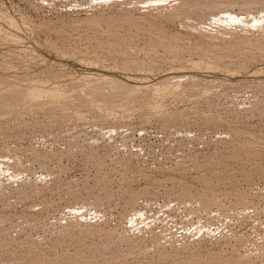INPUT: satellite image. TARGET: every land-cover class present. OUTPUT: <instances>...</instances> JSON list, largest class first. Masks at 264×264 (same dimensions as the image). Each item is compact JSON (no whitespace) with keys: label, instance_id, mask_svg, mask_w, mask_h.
Returning a JSON list of instances; mask_svg holds the SVG:
<instances>
[{"label":"rangeland","instance_id":"rangeland-1","mask_svg":"<svg viewBox=\"0 0 264 264\" xmlns=\"http://www.w3.org/2000/svg\"><path fill=\"white\" fill-rule=\"evenodd\" d=\"M0 264H264V0H0Z\"/></svg>","mask_w":264,"mask_h":264},{"label":"bare ground","instance_id":"bare-ground-1","mask_svg":"<svg viewBox=\"0 0 264 264\" xmlns=\"http://www.w3.org/2000/svg\"><path fill=\"white\" fill-rule=\"evenodd\" d=\"M217 5V4H216ZM219 5V4H218ZM208 6V5H207ZM210 7H212V6H210ZM39 92V91H38ZM43 93V92H42ZM59 94V93H58ZM44 95V94H43ZM54 98V97H53Z\"/></svg>","mask_w":264,"mask_h":264}]
</instances>
